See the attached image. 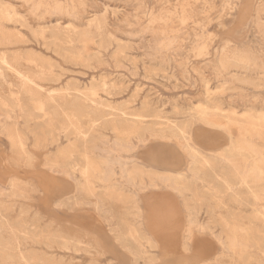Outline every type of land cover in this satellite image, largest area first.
I'll return each mask as SVG.
<instances>
[{
	"label": "rangeland",
	"instance_id": "1",
	"mask_svg": "<svg viewBox=\"0 0 264 264\" xmlns=\"http://www.w3.org/2000/svg\"><path fill=\"white\" fill-rule=\"evenodd\" d=\"M0 115V264H264V0H0Z\"/></svg>",
	"mask_w": 264,
	"mask_h": 264
},
{
	"label": "bare ground",
	"instance_id": "2",
	"mask_svg": "<svg viewBox=\"0 0 264 264\" xmlns=\"http://www.w3.org/2000/svg\"><path fill=\"white\" fill-rule=\"evenodd\" d=\"M189 3V2H188ZM183 7V6H182ZM205 66V65H204ZM261 68H263V67H261ZM227 77V76H226ZM58 105V104H57ZM214 105V104H213ZM217 107V106H216ZM213 111V110H212ZM211 112V111H210ZM219 113V112H218ZM211 114V113H210ZM221 114V113H220ZM1 116V115H0ZM70 121V120H69ZM119 124H120V122H119ZM214 125V124H213ZM226 125H227V123H226ZM222 136V135H221ZM85 142V141H84ZM124 142V141H123ZM128 143V142H127ZM182 143V142H181ZM123 144V143H122ZM124 145V144H123ZM127 146H129V145H127ZM153 146V145H152ZM151 146V147H152ZM184 148V147H183ZM240 149V148H239ZM166 150V146H164V145H160V143L158 144V145H156L155 147H154V150L151 152V154H152V159H153V161H155L156 163H160V164H163V165H165V166H169V167H178L177 165H178V161L177 160H179L178 158L180 157H177V156H175V157H173L172 159H170V160H167L168 158H167V156H164L163 155V152ZM241 150V149H240ZM189 152V151H188ZM193 152V151H192ZM239 152H241V151H239ZM169 153V155L171 154L170 152H168ZM177 155V154H176ZM249 155H250V153H249ZM247 156V155H246ZM177 157V158H176ZM243 157H245V156H243ZM181 158V157H180ZM258 159V158H257ZM120 161V160H119ZM122 161V163H123V161L124 160H121ZM120 161V162H121ZM122 163H120V164H122ZM168 163H170V164H168ZM179 163H180V160H179ZM181 163H182V161H181ZM180 163V164H181ZM107 164V163H106ZM125 165V164H124ZM123 165V167H125ZM162 165V166H163ZM161 166V165H160ZM122 168V167H121ZM126 168V167H125ZM125 168H124V171H122L123 173H125V172H127V171H125ZM123 169V168H122ZM122 172H121V174H122ZM129 172V171H128ZM128 172L126 173L127 175H128ZM131 174V173H130ZM130 176H132V178H133V175H130ZM164 176V175H163ZM163 176H162V178H163ZM166 176V175H165ZM172 177V176H171ZM170 177V178H171ZM126 179H128V178H126ZM165 180H167V179H165ZM168 180H170V179H168ZM128 181H130V179H128ZM161 182V181H160ZM171 185L173 186V187H175V188H177V185H176V182L174 183V180H173V182H171ZM230 188V187H229Z\"/></svg>",
	"mask_w": 264,
	"mask_h": 264
}]
</instances>
